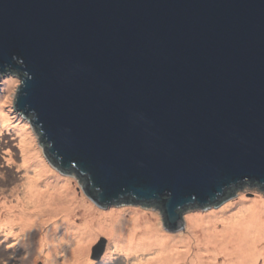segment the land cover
<instances>
[{
	"label": "water",
	"instance_id": "obj_1",
	"mask_svg": "<svg viewBox=\"0 0 264 264\" xmlns=\"http://www.w3.org/2000/svg\"><path fill=\"white\" fill-rule=\"evenodd\" d=\"M6 69L46 157L99 207L153 204L174 232L237 185L264 193V0H0Z\"/></svg>",
	"mask_w": 264,
	"mask_h": 264
},
{
	"label": "rangeland",
	"instance_id": "obj_2",
	"mask_svg": "<svg viewBox=\"0 0 264 264\" xmlns=\"http://www.w3.org/2000/svg\"><path fill=\"white\" fill-rule=\"evenodd\" d=\"M10 73L12 74L9 75L7 69L0 72V116L3 117L0 119V196L2 197L3 193L8 195L11 192V188L19 183L26 170L19 166L23 155L20 149L19 129L24 127V133L28 135L31 145L38 151L34 162L42 163L45 166L46 175L49 177H47L48 180L54 182L55 180H60L57 184L51 182L49 190L52 191L53 195H58V192L59 194L66 193L65 190L60 191L59 189L56 194L54 192L55 188H59L58 186L65 184L67 180V190L72 191L71 195H68L76 199L77 202H82L81 208L84 205H89L96 210L97 216L96 218L81 217V219L87 221L85 223L86 226L79 223L81 213L73 217L59 213L50 217L49 220H45L46 224L44 223L45 225H43L45 226V232L43 231L40 236L52 228L57 230V236H66L68 239L71 234L76 237L80 246L70 253V256L65 254L66 245L61 247L59 245L60 249L55 254L56 257H53L52 244H48V241L43 240L40 248L42 250L41 253L31 260L29 257L31 255L29 253L30 249L26 241L23 238H19V236H24L18 230L20 225L16 224L14 226L16 230L13 232L9 230L12 228L11 225L9 227L0 225V264H20L22 262L25 264H131L137 258H150L148 256H153L155 252L159 251L158 247L163 244H167L170 248L178 251L183 250L184 248L180 247L181 242L186 239L188 234L193 235L190 232V229H192L190 222L193 217L201 216V222L204 225L212 224L211 228L219 231L221 227L228 226L235 219V216L242 214V211L252 205L255 199L264 200V193L261 188L257 185L243 184L233 188L229 195L207 208L198 205L194 209L189 207L188 210L182 212L183 228L174 232H168L164 229V226L160 223L161 211L153 204H134L130 200H121L99 207L92 202L82 189L80 178L76 174L64 172L54 167L55 165L46 157L40 148L39 141L36 140V130L26 118L13 108L12 95L19 78L16 72ZM33 168L27 169L33 170ZM53 178L57 179L54 180ZM45 182L42 183L43 186L46 185ZM55 200L56 196L52 198V201ZM45 202L43 201L44 205ZM112 211H118L120 214H107V212L112 213ZM100 214L105 219L101 218ZM189 214L191 215L189 216ZM233 214L236 215L232 216ZM110 229L111 232L109 231ZM152 229H158L159 233L165 236L164 243H162L163 236ZM198 230L199 228L196 231ZM197 234L196 232L195 235ZM179 235L186 237L182 239L176 237ZM100 238L105 239L104 252L98 260H92L90 258L91 248ZM47 239L50 240L51 238ZM144 244L145 248L143 247ZM75 246L76 244L70 241L68 252ZM34 247H36V244L30 248ZM40 255L48 257V261L46 262V260L39 257ZM68 257L72 259L67 260ZM257 264H262L261 257L257 259Z\"/></svg>",
	"mask_w": 264,
	"mask_h": 264
},
{
	"label": "bare ground",
	"instance_id": "obj_3",
	"mask_svg": "<svg viewBox=\"0 0 264 264\" xmlns=\"http://www.w3.org/2000/svg\"><path fill=\"white\" fill-rule=\"evenodd\" d=\"M2 118L0 116V119ZM24 129V127L19 129L20 149L23 154L19 166L26 170L19 183L11 188V192L8 195L3 193V196H0V221L2 220L0 225L7 227L11 225L12 228H8L11 232L16 230L14 228L16 224L20 225L18 230L25 237L19 236V238L26 241L30 249L29 253H31L30 260L41 253L40 248L43 240L48 241V244H52L53 257H56L55 254L63 245H66L65 254L70 255L80 246L78 239L71 234L68 239L66 236H57V230L52 228L40 236L45 230V226H43L46 224L45 220H49L50 217L59 213L71 217L81 213L79 223L86 226L87 221L81 219V217L96 218L97 211L89 205H84L81 208L83 203L78 201L79 204L76 199L69 196L72 191L67 190V180L65 184L57 185L59 188H55L54 192L56 194L59 189L60 191L65 190L66 193L59 194L58 192V195H53L49 188L51 182L54 181L48 180L47 170L42 163L34 162L38 151L31 145V140L24 133ZM30 167H34L33 170L27 169ZM58 181L60 180H55L54 183L57 184ZM43 182L46 183L45 186L42 185ZM54 196H56V200L52 201ZM43 201H46L45 205ZM242 212L238 216L233 214L232 216H235V219L228 226L221 227L219 231L211 228L212 224L204 225L201 222V216L193 217L190 222L192 228L190 232L193 235L188 234L187 237L184 235L176 236L181 239L186 237L180 244V247L184 248L183 250L178 251L170 248L167 244H163L158 247V252H155L153 256H148L150 258H137L131 264H257L259 257H261L262 264H264V200L255 199L254 203ZM107 214L120 213L112 211V213L107 212ZM99 216L105 219L102 214ZM40 228L42 229L39 231ZM197 228H199L198 231H196ZM152 230L158 231V229ZM109 231L111 232V229ZM196 232L197 235H195ZM160 235L163 236V234ZM47 238L51 239L48 240ZM163 238L162 243L165 241V236ZM70 241H73L76 246L68 252ZM35 244L36 247L30 248ZM143 247H146L145 244ZM185 256L187 257L184 259ZM39 257L46 260V262L48 261L46 256L40 255ZM71 259V257L67 258V260Z\"/></svg>",
	"mask_w": 264,
	"mask_h": 264
},
{
	"label": "trees",
	"instance_id": "obj_4",
	"mask_svg": "<svg viewBox=\"0 0 264 264\" xmlns=\"http://www.w3.org/2000/svg\"><path fill=\"white\" fill-rule=\"evenodd\" d=\"M240 186H241V185H240ZM237 187H239V185H238ZM231 192H232V191H231ZM231 192H230V193H231ZM226 193H227V192H226Z\"/></svg>",
	"mask_w": 264,
	"mask_h": 264
}]
</instances>
